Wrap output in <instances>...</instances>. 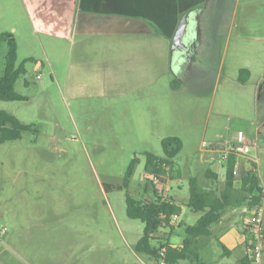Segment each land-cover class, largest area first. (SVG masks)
I'll return each instance as SVG.
<instances>
[{
  "label": "rangeland",
  "instance_id": "rangeland-1",
  "mask_svg": "<svg viewBox=\"0 0 264 264\" xmlns=\"http://www.w3.org/2000/svg\"><path fill=\"white\" fill-rule=\"evenodd\" d=\"M3 32L17 40V65L25 63L15 91L26 100H0V111L35 128L0 145V264H151L136 250L145 224L128 217L127 193L154 198L147 179L164 186L163 198L182 207L175 222L180 225L160 229L157 237L169 235L180 245L186 227L200 217L185 204L189 179L204 183L208 169L224 178L218 163L231 142L224 143L240 130L254 141L249 155L263 182L264 134H258L261 119L255 111L264 113V101L259 90L255 96L254 88L237 83L230 72L199 65L182 79L156 56L144 88L130 87L125 51L78 55V39L34 33L21 0H0ZM99 45L98 50L118 46L115 41ZM8 49L6 42L0 44V77ZM105 63L119 81L113 95L99 96L95 91L102 86L93 79L105 72L99 69ZM169 137L181 139L183 148L175 170L157 182L145 171L147 154L164 157L162 140ZM214 144L223 149L211 151ZM135 158L139 163L126 189L125 174ZM223 232L213 231L200 263L192 264H235L239 254L233 243V257L224 254Z\"/></svg>",
  "mask_w": 264,
  "mask_h": 264
},
{
  "label": "crops",
  "instance_id": "crops-1",
  "mask_svg": "<svg viewBox=\"0 0 264 264\" xmlns=\"http://www.w3.org/2000/svg\"><path fill=\"white\" fill-rule=\"evenodd\" d=\"M24 12L34 33L69 41L79 40L78 55H102L111 51H125L129 65L127 72L131 78L129 86L144 88L145 77L150 73L152 57H160L172 66L177 75L184 79L186 74L201 66L203 69L217 68L218 73L230 72L231 77L239 84L252 87L264 101V0H21ZM191 11H197L192 23L199 37L195 44L192 58L182 52L176 62H172V45L182 19ZM115 41L117 47L97 49L100 42ZM75 43V42H74ZM121 47V50L119 47ZM107 62V61H106ZM105 72L100 73L93 81H98L95 95L110 96L119 80L112 73L110 63H105ZM110 64V65H109ZM248 73L246 82L240 81V71ZM216 70V69H215ZM118 73V72H117ZM178 81V80H177ZM259 136L264 134V113L257 108ZM239 132H242L241 130ZM236 135L224 143L233 142ZM249 140V139H248ZM250 142V140H249ZM254 143V141L250 142ZM211 151L219 152L214 148ZM257 158L256 154L254 155ZM251 163L257 167V160L252 156L239 160V175L251 169ZM219 168L224 169L226 163ZM212 170V169H208ZM204 174L202 183L205 186L221 188L225 181L220 178L208 179ZM262 185L264 186V177ZM241 187V180L235 181ZM151 199V198H150ZM175 200V199H174ZM176 201V200H175ZM188 201V200H187ZM186 201V202H187ZM185 202V204H186ZM178 204V202L176 201ZM180 207L181 205L178 204ZM182 209V207H181ZM251 210L247 206L230 209L221 222L214 226L220 228L224 245L234 255L239 256L235 264L247 257L245 235ZM264 221V217H263ZM223 232V233H225Z\"/></svg>",
  "mask_w": 264,
  "mask_h": 264
},
{
  "label": "trees",
  "instance_id": "trees-1",
  "mask_svg": "<svg viewBox=\"0 0 264 264\" xmlns=\"http://www.w3.org/2000/svg\"><path fill=\"white\" fill-rule=\"evenodd\" d=\"M6 42L8 44V54L6 56L5 73L0 77V100L1 101H24L26 98L15 91L16 82L21 75L26 73L25 63L17 65L18 60V43L11 32H3L0 34V44ZM245 69L240 71V81L246 82L248 79ZM179 82L174 80L172 88L177 89ZM34 125L22 123L16 116L0 111V145L15 141L22 138L26 131H33ZM164 157H157L153 154H147L145 171L148 175L153 176L158 181H162V177L170 170H175V158L183 148L181 139L177 137H169L162 140ZM215 150H222L223 146L214 144ZM237 156L232 154L224 165L225 181L221 188L205 186L197 177L189 179L190 196L186 205L192 212L200 215L197 223L188 226L185 229V238L180 245H173L170 236L159 238L157 234L162 228H174L173 218L179 215L181 207L174 199L166 200L159 193L155 183L147 179L146 190L152 189L154 198L143 197L134 198L127 193V215L131 219L140 220L145 224L144 234L137 245V252L145 254L151 261V264L160 257V251L166 249L167 260L172 263L195 261L200 263V252L206 247V244L213 236L214 226L219 224L224 218L226 212L230 209L247 206L250 210L259 206L262 201L264 186L259 177L255 174V164L251 163L249 170L242 171L236 175L235 165ZM138 159L132 160L128 167L125 178L124 187L129 188L131 180L135 174ZM180 173V170H178ZM208 179L217 180L218 175L213 170H208L206 174ZM241 180V187L235 186V181ZM224 254L230 255V251L224 248ZM247 257L241 259V264H246Z\"/></svg>",
  "mask_w": 264,
  "mask_h": 264
},
{
  "label": "built area",
  "instance_id": "built-area-1",
  "mask_svg": "<svg viewBox=\"0 0 264 264\" xmlns=\"http://www.w3.org/2000/svg\"><path fill=\"white\" fill-rule=\"evenodd\" d=\"M40 79V77H38ZM252 143L246 138L243 132H238L233 142L222 151V163H227L232 154L237 156V162L235 165V174L239 171V160L242 157H248L251 153ZM153 177V176H152ZM154 178V177H153ZM156 179V178H155ZM158 182V180L156 179ZM157 189H164V186L157 185ZM264 190L262 194L261 204L251 209V216L247 226V232L245 235V244L247 251L246 264H264ZM179 216L175 215L173 222L178 221ZM1 242V239H0ZM166 249L160 251V257L155 264H178L172 263L167 260Z\"/></svg>",
  "mask_w": 264,
  "mask_h": 264
},
{
  "label": "water",
  "instance_id": "water-1",
  "mask_svg": "<svg viewBox=\"0 0 264 264\" xmlns=\"http://www.w3.org/2000/svg\"><path fill=\"white\" fill-rule=\"evenodd\" d=\"M197 11H191L185 15L182 19L175 39L172 45V62H176L181 56L182 52L188 54L187 58L191 60V54L194 52L195 44L198 42L199 37L198 31L195 30V26L192 24L195 19L194 15Z\"/></svg>",
  "mask_w": 264,
  "mask_h": 264
}]
</instances>
